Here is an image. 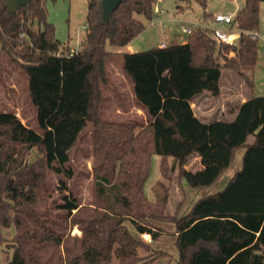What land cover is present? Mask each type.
I'll list each match as a JSON object with an SVG mask.
<instances>
[{
    "label": "trees",
    "instance_id": "1",
    "mask_svg": "<svg viewBox=\"0 0 264 264\" xmlns=\"http://www.w3.org/2000/svg\"><path fill=\"white\" fill-rule=\"evenodd\" d=\"M7 1L0 0V52L26 77L38 130L0 112V244L2 230L14 228L6 264H153L162 257L150 245L164 233L161 223L174 225L177 264H264V96L248 97L232 120L203 122L191 106L205 92L219 96L223 70L253 87L248 74L257 62V38L251 34L258 33L264 0H243L230 28L238 33L231 45L197 29L184 43L166 38L165 48L136 53L108 49L125 47L145 30L142 20L152 19L156 0H123L107 24L101 0H86L85 37L77 52L61 49L48 21L46 2L57 0H32L14 13ZM193 1L208 19L207 0ZM115 55L146 123L99 119L106 65ZM88 125L91 203L81 206L69 195L51 201L48 173L72 177L69 153ZM239 151L240 168L226 185L181 216L179 206L173 215L165 212L166 195L150 201L145 194L153 156L165 179L170 159L181 182L203 189L219 181ZM193 155L200 170L185 168ZM52 209L65 215L55 217ZM126 223L149 242L134 237Z\"/></svg>",
    "mask_w": 264,
    "mask_h": 264
},
{
    "label": "rangeland",
    "instance_id": "2",
    "mask_svg": "<svg viewBox=\"0 0 264 264\" xmlns=\"http://www.w3.org/2000/svg\"><path fill=\"white\" fill-rule=\"evenodd\" d=\"M46 2L48 21L53 24L55 37L63 47L69 36L71 41L68 45L70 52H77L82 49L85 37V17L87 11L86 0H64L58 3ZM57 3L59 5H57ZM243 5L242 0H207L205 12L232 14ZM262 11L257 37V62L252 71L248 74L253 80V87L246 85L235 73L229 70L222 71L220 94L216 98V103H211L206 97H211L209 93L195 98L192 108L197 115H203L202 109L213 107L206 120L215 119L229 120L231 116L228 110L237 105L241 100L250 96H264V2L261 3ZM153 10L158 12V23L151 26L149 21L142 20L145 30L139 34L133 42L135 47L151 49L158 46L164 36L169 34L175 36L177 43L187 39L182 34V27H186L188 22L199 21L202 23L204 10L193 0H159L153 5ZM162 10V12H160ZM167 21V26L162 25V21ZM35 28V26H33ZM224 28V26H222ZM208 34H211L206 30ZM165 33V35H164ZM140 45V46H139ZM106 48H109L106 46ZM116 48L108 50L114 52ZM120 58L115 55L110 58L106 65L108 84L102 87V98L99 108V119L101 122L118 123H145L142 120V109L135 105L129 95V83L122 74ZM122 95H121V94ZM232 105V106H231ZM8 111L14 113L18 119L27 127L38 130L36 124V112L32 106L27 90V80L23 72L16 63L5 54L0 52V112ZM217 112V113H216ZM241 151L236 155L233 165L222 175V177L212 186L195 189L187 185L183 180L180 181L177 169L171 168V160L168 159L166 168L169 170V180L165 179L159 171V157L151 158V168L148 180L145 184V194L150 201H156L159 197L166 195L165 212L169 215L175 213L179 206L177 215L185 214L191 205L198 199L220 191L228 182L229 178L240 168ZM35 155L33 151L30 158ZM92 163H93V128L88 125L78 135L76 142L69 153L68 167L72 170V177L67 179L50 171L48 173V186L51 201L60 203L63 196L69 195L77 200L81 206H86L92 200ZM199 159L193 155L188 158L185 168L190 171L198 170ZM59 180L65 183L66 190L61 191ZM51 214L55 217L64 216L65 213L52 209ZM129 232L136 238L142 237L149 242V236H138L137 232L130 223H126ZM163 228L164 233L158 241L150 242L154 253H162V257L153 264H177V251L174 246V225L171 223H161L158 225ZM4 242L0 244V264H6L12 257L11 239L14 235V228L11 226L2 230ZM72 234H79L76 229ZM113 264L116 262L113 260Z\"/></svg>",
    "mask_w": 264,
    "mask_h": 264
},
{
    "label": "crops",
    "instance_id": "3",
    "mask_svg": "<svg viewBox=\"0 0 264 264\" xmlns=\"http://www.w3.org/2000/svg\"><path fill=\"white\" fill-rule=\"evenodd\" d=\"M61 1H64V0H59L58 1V3H60ZM70 0H68V2H69ZM242 2H243V0H242ZM57 3V5H59ZM238 10H239V8H238ZM237 10V11H238ZM236 11V12H237ZM261 11H262V7H261V4H260V11H259V19H260V14H261ZM236 12H233L232 14H223V13H215V14H212V13H210L211 14V16L208 18V19H202V23H200L199 21H193V22H188V24L189 25H187L186 27H192V26H194V25H203L204 27H201L202 29L201 30H205L206 31V28L207 27H211L212 26V24H211V18H212V16L213 15H216V14H223V15H235L236 14ZM162 25L163 26H167V21L166 20H163L162 22ZM258 34V33H257ZM164 35H165V33H164ZM258 36V35H257ZM166 38H168V40L169 41H175V42H177L176 41V39H175V36L173 35V37H171V35H169V34H167V35H165L164 36V38H163V40H165ZM162 40V41H163ZM70 41H71V38L68 36L66 39H65V42H67L66 43V45H65V47L66 46H68L69 45V43H70ZM186 40H184V41H182L181 43H184ZM64 46V45H63ZM140 46V45H139ZM153 48V47H152ZM73 49L71 48V50L70 51H72ZM146 50H148V49H145V48H143L142 49V47H135V42H130L128 45H126L125 47H122V48H116L115 50H114V52L115 53H124V52H129V53H136V52H143V51H146ZM121 62V61H120ZM122 74H123V72H122ZM124 76V75H123ZM124 78H125V76H124ZM126 79V78H125ZM126 81H128L127 79H126ZM253 81V80H252ZM128 83H129V95H127L128 96V98H132L133 99V101H134V103H135V105H137L138 107H139V105L135 102V100H134V97H133V94H132V85H131V83L128 81ZM205 93H207V92H205ZM121 94V93H120ZM122 95V94H121ZM204 95V94H203ZM203 95H200V96H203ZM200 96H198V97H200ZM198 97H196V98H198ZM206 98H208V100L207 101H209V102H211V103H216L215 102V99L216 98H213L212 96L211 97H206ZM195 100V99H194ZM246 99H243V100H241L237 105H235V106H233V108H230L229 110H228V114L231 116V118L229 119V120H232L233 118H234V116H235V113H236V109H237V107L240 105V103H242V102H244ZM193 102V101H192ZM192 106V105H191ZM232 106V105H231ZM139 109L141 110L142 108L141 107H139ZM142 111L143 112H141L142 113V120L146 123V121L148 120V116H147V114H146V112L144 111V109H142ZM194 111V110H193ZM211 111H213V107L210 105V106H208V108H203L202 109V113H203V115H197L196 114V112L194 111V114L201 120V121H203V122H209V121H207L206 120V118H207V115L211 112ZM217 113V112H216ZM219 119H221V118H219ZM198 158V157H197ZM200 166V165H199ZM201 169V166L198 168V170H200Z\"/></svg>",
    "mask_w": 264,
    "mask_h": 264
},
{
    "label": "built area",
    "instance_id": "4",
    "mask_svg": "<svg viewBox=\"0 0 264 264\" xmlns=\"http://www.w3.org/2000/svg\"><path fill=\"white\" fill-rule=\"evenodd\" d=\"M159 0H156L155 4L158 2ZM154 4V5H155ZM158 12L157 10H153V17L152 19L149 21V24L151 26H153L154 24L158 23ZM160 12H162V10H160ZM233 15H223V14H216L213 15L211 18V27H207L206 30L209 31L211 33V35L214 37V39H216L217 42L220 43H225L228 45H231L234 40L237 37V32L235 31H231L230 28L232 27L233 24ZM222 26H224V28H222ZM201 27H204L203 25H194V26H188V27H182L181 32L182 34L186 35L187 37L190 36L195 30L197 29H202ZM85 28V27H83ZM252 38H257V34L253 33L251 34ZM167 46V41L163 40L158 44V47L160 48H165ZM145 237H147V235H144Z\"/></svg>",
    "mask_w": 264,
    "mask_h": 264
},
{
    "label": "water",
    "instance_id": "5",
    "mask_svg": "<svg viewBox=\"0 0 264 264\" xmlns=\"http://www.w3.org/2000/svg\"><path fill=\"white\" fill-rule=\"evenodd\" d=\"M32 0H8L5 4L6 9L14 13L20 7L29 4ZM123 0H101V18L103 24H107L110 14H112Z\"/></svg>",
    "mask_w": 264,
    "mask_h": 264
}]
</instances>
